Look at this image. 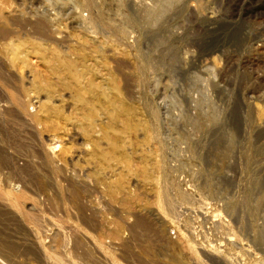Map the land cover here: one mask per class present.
Wrapping results in <instances>:
<instances>
[{"label": "rangeland", "instance_id": "374dc122", "mask_svg": "<svg viewBox=\"0 0 264 264\" xmlns=\"http://www.w3.org/2000/svg\"><path fill=\"white\" fill-rule=\"evenodd\" d=\"M264 0H0V264H264Z\"/></svg>", "mask_w": 264, "mask_h": 264}, {"label": "bare ground", "instance_id": "6f19581e", "mask_svg": "<svg viewBox=\"0 0 264 264\" xmlns=\"http://www.w3.org/2000/svg\"><path fill=\"white\" fill-rule=\"evenodd\" d=\"M264 126V125H263Z\"/></svg>", "mask_w": 264, "mask_h": 264}]
</instances>
